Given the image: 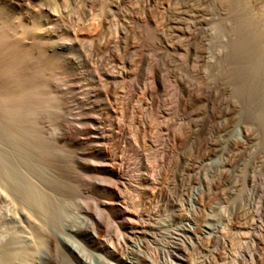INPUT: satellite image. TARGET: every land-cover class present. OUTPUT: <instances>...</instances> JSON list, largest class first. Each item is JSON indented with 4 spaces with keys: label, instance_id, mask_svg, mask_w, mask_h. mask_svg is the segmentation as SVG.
Here are the masks:
<instances>
[{
    "label": "rangeland",
    "instance_id": "374dc122",
    "mask_svg": "<svg viewBox=\"0 0 264 264\" xmlns=\"http://www.w3.org/2000/svg\"><path fill=\"white\" fill-rule=\"evenodd\" d=\"M13 2L0 28L27 43L0 30V101L24 117L45 101L38 130L62 156L41 171L19 156L20 134L19 150L0 139L16 181L3 209L25 203L28 179L56 208L71 264H264V50L238 39L236 20L212 34L213 18L195 22L198 0ZM233 144L246 146L231 164Z\"/></svg>",
    "mask_w": 264,
    "mask_h": 264
},
{
    "label": "bare ground",
    "instance_id": "6f19581e",
    "mask_svg": "<svg viewBox=\"0 0 264 264\" xmlns=\"http://www.w3.org/2000/svg\"><path fill=\"white\" fill-rule=\"evenodd\" d=\"M0 1H6V2L8 1L9 2L7 7H2L0 5V11L2 10V11L10 12V11L14 10L13 9V7H14L13 1L14 0H0ZM15 1H17V0H15ZM225 1H227V2H225ZM225 1H224L225 3L224 2L222 3V1H220V0H198L197 3L200 5H199V8L195 9V12L197 14V15L194 14L195 22L198 23L200 26H204V25H207V23L213 18L215 23L211 22V24H210L211 27H209V28H210L211 33L214 34L217 31L221 30V26H222L223 22H225V24L230 25V22L227 23V21H229V18L232 17L236 20V23L234 22L236 24V27L234 26L235 25L234 23H233L234 24L233 26L238 31V34H239L238 39H240L241 42L244 43L245 38L247 37V39L249 38L248 39L249 43H250L249 40H252V42H255L256 44H258V46H260L262 48V49H259V51L264 50V15H263L264 14L263 13L264 12V0H225ZM162 5H164V4H162ZM212 8L216 10L215 11L216 13L213 12ZM180 14H182V13H180ZM213 14H215L214 15V16H216L215 18L213 17ZM0 15H1V12H0ZM194 16L192 14L193 19H194ZM212 23H214V25ZM171 24L176 31L177 30L183 31V27L182 28L178 27L180 25L178 22L172 21ZM225 24L223 23V25H225ZM225 27L231 28L232 26H225ZM209 28H207V29L209 30ZM222 28H223V26H222ZM0 30L3 31L6 34V36L8 37V43H10V45L14 42H18V43H21L23 45L27 43V31L26 30H21L20 32H16V31L12 30L11 28H9V30L8 29L3 30L2 28H0ZM234 31H235V29H234ZM187 32L188 31H186V33ZM35 33H37V32H35ZM221 38L222 37H220V39ZM235 41H237V40H235ZM252 42H251V44H253ZM23 45H21V46H23ZM19 47H20V45H19ZM17 48H18V46H17ZM263 52L264 51H262V53ZM221 68H222V66H221ZM254 77L256 78L255 75H254ZM33 94H35V93H33ZM34 99H35L34 103H35L36 107L35 108L29 107V108L24 109L23 112H25V117L22 115H19V113L15 114L14 113L15 111L10 109L9 105H7L6 102L0 101V139L3 140L1 142H3V144H4V146H3V144L0 143V147L2 144V146H3L2 150H4V151H8L7 147H8V149L12 148V150H16L17 144L15 143V139L18 136V135L16 136V132H17L18 134L21 135L22 143L24 145L23 146L24 148L22 150H20L19 156H21V158H23V159L28 158V157L32 158V159H29V161L32 160L35 163V164H33L34 166H37L39 168V170H41V171L42 170L45 171L46 168L44 166H47L46 162H48V164L51 168L59 166L58 162L60 161V159H58V155L59 156H62V155H60L58 152H56L55 148L54 149L48 148L49 147V146H47V143H48L47 140L48 139L46 140L40 134L36 120H38L37 117L40 116L39 115L40 112H43L49 106L46 107L47 104L43 105V103L45 101H43V103H42L41 102L42 100H39V98H34ZM49 100L50 99H48L47 101H49ZM49 104H50V102H49ZM53 104H55V103L53 102ZM49 111H51V110H49ZM45 112L47 114L49 113L46 110H45ZM14 119L15 120L16 119L24 120V121H26V124L18 125L19 124L18 120H16V121H18L17 124L11 123V121ZM16 130H19V131H16ZM249 131L250 130L248 128L244 127V135H245L246 141L251 139V135H250ZM65 135L59 137V139L67 140V135L66 136ZM79 135H80V133H79ZM75 136H76V134H75ZM80 137H82V136H80ZM73 140H74V138H73ZM78 141H81V140H78ZM51 145H53V143ZM212 146L213 145L208 140V142H205L203 144L201 143L197 147H198V150H201L202 148L209 150V149L213 148ZM245 146H238L237 144H233L231 146L230 156H229V162L231 164L234 162L235 159L238 158V155H239L238 152L240 150L243 153ZM17 149H18V146H17ZM204 153H205V151H203L202 154L204 155ZM7 156H9V154ZM39 157H40V159H39ZM41 157H43V158L46 157L47 159H43V158L41 159ZM239 157H241V156H239ZM15 158L14 159L10 158L11 160L9 161L13 165L14 164L16 165L17 159H15ZM23 159L17 160V161H19V164L23 162L22 161ZM62 160L64 161V163H68V161H69V159H62ZM4 164H6V163L4 162L2 152L0 151V264H67V263L71 264V262L69 261V258L67 260L66 259L67 257L64 256L63 251L61 250L59 237H58L57 233H54V232H57L56 231L57 226L55 227L51 223L52 221L53 222L55 221L54 218H55L56 212H57L56 208L51 207V210H50L49 204L45 201L47 199H45V196L43 195V193L42 192L40 193V191L38 189H36L34 187V185H32V183H28V181H27L28 179L24 180V177H22L24 180V183L28 186V188L26 190L23 189L25 192H23V190H21V192H23V193H21L22 194L21 199L25 203L24 204L18 203L17 206L14 207V211L9 212V211H6L5 209H3V207H2L3 203H8V202L12 201L11 199L13 198V192L10 191L11 192L10 193L8 189H9L10 185L13 188L14 184L16 183V181L14 182L15 177H12V176H14L15 170L11 169L9 167H7L9 169H6ZM8 164H10V163H8ZM68 164H66V165L68 166ZM37 173H35V174H37ZM225 173H227V172L226 171L224 172L222 170V175H220L219 179L215 180L216 182L214 181L215 182L214 184H221L220 180L224 176ZM37 175H39V173ZM42 175L44 176L43 173H42ZM38 177H40V176H38ZM19 179H21V178H19ZM55 179H56V181H59L58 176H56ZM58 184H59L60 188L65 187L63 183H58ZM77 190H75V191H77ZM75 194H76V192H75ZM79 194L81 195L82 192H79ZM60 196H61V199L63 201L64 198H62V194H60ZM67 196H69V195H67ZM11 221H22V222L26 223V226H22V227L25 230H27L28 236L25 237L19 230L16 229V226H11V224H10ZM45 251H47V253L49 252V256H48L49 260L47 259V261H46L45 256H42L44 263H41L40 262L41 259H39L40 254H41V252H43V254H44Z\"/></svg>",
    "mask_w": 264,
    "mask_h": 264
}]
</instances>
